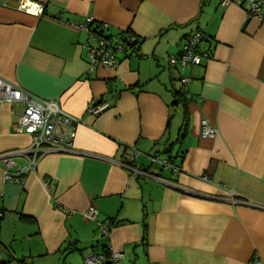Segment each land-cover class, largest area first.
Wrapping results in <instances>:
<instances>
[{"label":"crops","instance_id":"0c3cea01","mask_svg":"<svg viewBox=\"0 0 264 264\" xmlns=\"http://www.w3.org/2000/svg\"><path fill=\"white\" fill-rule=\"evenodd\" d=\"M20 1L0 0V76L55 99L75 136L21 172L32 136L15 130L21 104L0 106V264H82L108 246L122 264L264 262V16L246 0H33L39 16ZM85 17L140 44L90 67ZM197 29L208 58L169 67Z\"/></svg>","mask_w":264,"mask_h":264},{"label":"built area","instance_id":"2783aa9c","mask_svg":"<svg viewBox=\"0 0 264 264\" xmlns=\"http://www.w3.org/2000/svg\"><path fill=\"white\" fill-rule=\"evenodd\" d=\"M249 4L248 13L250 15L263 17L264 16V0H246ZM229 0H222L221 4H227ZM18 8L25 13L39 16L44 11V3L33 0H22L18 4ZM94 20L91 17H85L84 21L77 24V27L86 30L89 39L97 36L96 43L91 45L86 43L89 65L93 67L96 64L104 65L111 68L117 67L116 54L123 52L121 43H114L106 33L108 24L100 22L96 32L91 29ZM204 33L197 29L191 35L185 38L181 51L174 56H170L167 60L169 67H175L180 64L184 68L187 64L199 65L204 59L208 58L206 52H198L196 46L203 38ZM133 38H128L132 41ZM180 83L183 91L188 92L187 84L189 78L186 76L180 77ZM8 102L11 105L21 104L22 109L18 114L15 123V130L21 133H27L32 136L30 145V153L32 156L28 159L25 166L21 167V172L33 169L41 155L49 152L66 150L72 144L75 136L72 124L76 121L75 117L63 111L55 99L43 98L29 92L25 88L15 83H12L0 76V106ZM107 106L106 102H101L87 109V112L92 115H97L102 112ZM217 128L211 125L206 119L200 120V134L202 136H214ZM13 163L11 157L3 158L5 181L19 180L18 177L12 175L8 167ZM165 165H169L168 161H164ZM173 170L177 168L171 166ZM97 214V208L94 205H89L83 213L86 219H93ZM4 216V212L0 209V219ZM109 236V226L106 223H98L97 238ZM123 254L115 251L111 246L106 250L97 253L87 254L82 261V264H122ZM254 264H264L261 260H256Z\"/></svg>","mask_w":264,"mask_h":264},{"label":"trees","instance_id":"16d2710c","mask_svg":"<svg viewBox=\"0 0 264 264\" xmlns=\"http://www.w3.org/2000/svg\"><path fill=\"white\" fill-rule=\"evenodd\" d=\"M99 23L97 22L96 26L94 28L91 27V29L92 30L95 29L96 32H99L97 30V28L99 27ZM108 36L112 39V36L111 35H108ZM128 38H133V40L129 42L128 41ZM117 39L114 40V43H121L122 46H123V52H126V53H128V52H132L133 53L136 50L137 45H139L140 44V41H141V39H139L138 37H136L135 35H133L129 31L124 32V33H121L120 37L117 38Z\"/></svg>","mask_w":264,"mask_h":264}]
</instances>
